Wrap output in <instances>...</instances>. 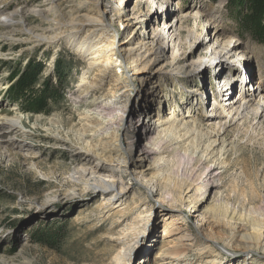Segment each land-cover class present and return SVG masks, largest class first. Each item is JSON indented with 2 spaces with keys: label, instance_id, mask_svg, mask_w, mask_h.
<instances>
[{
  "label": "rangeland",
  "instance_id": "obj_1",
  "mask_svg": "<svg viewBox=\"0 0 264 264\" xmlns=\"http://www.w3.org/2000/svg\"><path fill=\"white\" fill-rule=\"evenodd\" d=\"M78 1L0 0V22L21 21L26 31L22 39L4 42L0 28V118L8 115L25 124L20 133L10 131V125L0 131V264H157L166 240H194L198 231L195 209L164 205L159 196L151 197L145 184L152 175H146L143 184L140 170H136L139 163L134 152L145 146L153 148L151 142L156 137L159 105L152 85L135 78L133 69L117 67L115 77L126 70L131 77L122 83L119 93L123 99L119 104L126 107H119L113 96L109 100L104 97L111 95V85L98 95L80 86L88 68L73 50L67 46L58 50L48 42L36 45L30 33L42 34L50 26L46 19H54L58 9L71 14ZM91 1L111 2L113 17L124 16L118 8L119 0ZM157 2L125 0L123 12L134 19L132 22L143 20L151 31L164 36L169 7L170 19L178 16L185 28L173 34L175 44L169 42L171 33L165 34L168 57L178 58L182 66L202 65L190 77L176 73L168 78L155 75L153 85L160 86L158 98L163 97L164 114L168 115L171 108L177 114L182 110L193 112L191 121L204 127L197 139L200 147L205 145L208 132L221 129L232 145L223 157L226 165L221 166L197 147L187 152L173 137L161 143L165 167L171 168L161 171L163 188L177 192L184 181L195 188L194 200L198 207L203 205V224L214 239L213 251H218L196 248L185 262L174 264H204L211 257L214 264H246V258L262 264L261 252L225 250L223 240L234 226H229L223 215L236 213L245 221L264 222V118L238 115L232 109L228 112L227 95H218L230 81L226 89L233 87L234 100L242 96L247 85V90L260 91L255 104L264 102V0ZM124 28L115 29L122 35ZM193 30L202 36L199 40L191 33ZM226 50L233 53L225 59V67H219L220 60H215L213 52ZM37 65L42 73L33 80V86L28 90L19 88L23 75ZM94 76L97 72L92 71L89 80L93 81ZM128 82L134 89L128 88ZM49 87L60 95L52 94ZM115 108L121 112L113 117ZM83 117L92 118L104 129L84 133ZM220 121L227 124L225 129ZM123 125L121 144L129 164L119 171V176L131 186L126 195L104 204L101 195L72 179L73 172L82 166L91 167L86 161L89 157L108 170L119 165L97 161L80 149L79 142L88 139L95 145L115 143L114 131ZM58 137L69 143L64 147ZM150 164L152 160L146 166Z\"/></svg>",
  "mask_w": 264,
  "mask_h": 264
},
{
  "label": "bare ground",
  "instance_id": "obj_2",
  "mask_svg": "<svg viewBox=\"0 0 264 264\" xmlns=\"http://www.w3.org/2000/svg\"><path fill=\"white\" fill-rule=\"evenodd\" d=\"M52 1L57 3L59 0ZM124 1L125 0H119L118 8L124 16L121 13L122 17L118 19L113 17L115 9L111 6V2L109 3L104 1L93 3L91 0H79L78 4H75L74 8H72L71 14L64 13L58 9L54 19H46L50 26L43 29L42 34H37L36 31L34 32L33 30H31L33 32H29L32 34V38L35 42L34 44L36 45H42L43 43L48 42L49 44H54L58 50L63 46H67L73 50L75 54L84 61L87 66L86 68H88L87 71L84 72L85 74L82 78L80 86H85L86 88H84L87 93H95L98 95L100 93L102 94V92L104 93V91L108 89L107 87L111 85V95L106 94L104 97L109 100L113 96V98L118 100L116 105L119 107H126L121 103L119 104L120 101H123V99L119 98V93L122 91V83L125 80L130 81L131 77L128 76L127 70L124 71L123 74H119L118 77H115L114 73H116L117 67H121L123 70L124 68L133 69L136 73L135 78L139 77L143 84L147 86L152 85L151 91L157 97L159 105L157 112L158 116L155 119V123L157 125L156 137L151 142L153 144L151 147L154 146L153 148L145 146L134 152L137 162L139 163L136 170H140L139 178L143 180V182L141 181L143 184L147 180V178L146 180L144 179L145 176L148 174L152 175L150 177L151 179L146 182L147 184H145L146 190L151 197L159 196L160 201L163 204L168 203L171 206L179 204L182 208H191L192 211L195 209L194 217L197 223L198 231L196 232L197 235H195L196 237L194 240L190 239L189 241L184 242H180L179 240H166L163 244L161 253L157 257V264L185 262L187 258L190 257V251L195 250L196 248H201L200 251L202 252L208 250L211 253H216L218 251H213L214 239L210 238L211 235L207 234L208 230L203 224L205 216L201 209L203 205L198 207L197 205L199 204L194 200L196 195L195 188L185 181L178 187L177 192H172L168 190V188H163V172L161 171L164 170L165 160L160 153L162 150L161 143L166 138L173 137L185 148L187 152L191 150V147H197V150L199 149L202 154L218 162L221 166L226 165L223 157L226 155L225 152L232 148V145L231 143H227L224 135L222 134V129L220 128L221 130L219 131L215 130L208 132L205 145L200 147L197 139L199 135L204 132V127L191 121L193 112L188 113L182 110V112L177 114L175 109L171 108L169 109L170 113L168 115L164 114L165 105L164 101L161 100L163 97L161 99L158 98L159 93H161L160 86L153 85L155 84L153 83L155 75L160 74L163 78H168V76H171L172 73H176L190 77L195 75L197 71L202 68V65L198 67L195 65L182 66L178 58L168 57V39L165 38V34L167 36L171 33L169 36V39L171 38L169 42L175 44L173 34L180 32L182 28H185L183 26L182 19L178 16L173 20L170 19V14L167 15L169 7L166 9L165 13V20L168 19L165 26H167L166 30L168 31L165 32L164 36H162V34H156L151 31L149 25L143 20H139L140 22L138 23L132 22L134 19L128 18L123 12L125 11V8L123 7ZM164 1L156 0V2L161 5L164 4ZM153 3L155 2L153 1ZM23 26L24 25L21 21H15L14 19H7V21L3 23L0 22V28L2 29L1 38L4 42L17 41L18 38L22 39L23 31H25L23 30ZM118 26L125 27V31L122 35L115 29ZM195 26L197 27V23ZM152 32L153 36L151 34ZM191 33L197 37V39L195 37L196 40H199L202 37L199 36L195 30ZM117 35H119V37ZM204 40L205 39H203V42ZM169 47L170 46L168 45V49ZM227 50L226 52H213L215 60H220V66L218 65L219 67L224 68L225 59L229 58L233 53V51L227 52ZM127 64H130V66L126 67L125 65ZM92 71L97 72V76H94L95 79L90 81L89 74L92 73ZM247 73L249 75L250 70L247 69L246 74ZM246 76L247 75H245V78ZM222 82H225V79H223ZM128 84V88L134 89L135 86L132 82H128ZM228 86H230V81H227L224 84V88L218 95H227L225 102L227 103L226 105H229L230 107L227 110L228 112L232 109V111L237 112L238 115L252 114L255 117L260 116L264 118V102L255 104L254 99L256 95H261L258 93L260 91H255L254 89L247 90L246 85L242 96L234 100L232 97L233 87L226 89ZM102 109L104 111L106 110L104 106H102ZM120 110L121 109L117 108L112 109V112L114 113L112 116H119V113L121 112ZM231 114L232 112H230V115ZM90 119L92 118L83 117L84 124L82 131H84V133L93 129H98V131H102L104 129L102 125H95ZM218 119L221 120V115ZM219 124L223 129H225L224 126L227 125H224L222 121H220ZM9 125L12 128L10 131L13 133H20L22 131L21 127L25 126V124L20 120L13 119L8 115L2 116L0 118V131L2 129L5 130ZM124 127L125 125H123L121 129H116L114 131L115 138L117 140L115 143L95 145L88 139L81 140L82 143L78 141L80 143V149L82 151H87L90 155L92 154L97 161H110L119 165L118 167H113L112 170H108L107 168L101 167L100 163L97 165L94 164L93 158L89 157L90 159L86 158V161L88 162L87 164H91V167H89L90 165H87L88 167L82 166L80 169H75L73 172L72 179H75L76 183L84 184L85 188L91 189L93 193L101 195L104 200V204L112 201L113 198L121 197L125 193L127 194V191L131 186L126 182L124 177L119 176L121 173L119 171H121V169L123 170L124 166L129 164V157L127 158V153L125 152L124 146L121 144V142H123ZM58 139L62 140L61 142L63 143V146L69 143L67 139H60L59 137ZM124 145L127 147V140H124ZM129 151L132 155L133 150L129 148ZM150 160H152V164L146 166L147 162ZM139 181L140 180H138V182ZM237 215L238 214L236 213L229 214L228 212L223 215L225 222L227 221V224L232 227L234 226L235 229L234 230L230 227L232 231H228L227 237L223 240V247L227 251L235 248H241L242 251L247 253L261 252V256H264V222H252L253 220L250 221L249 218L248 221H245V219ZM217 217L219 216L217 215ZM249 260L251 261V259L246 258L244 261L246 264H255L256 260H252L254 262H250ZM204 261L206 264H214L215 262L213 257ZM2 264L9 263H7V261H3Z\"/></svg>",
  "mask_w": 264,
  "mask_h": 264
},
{
  "label": "trees",
  "instance_id": "obj_3",
  "mask_svg": "<svg viewBox=\"0 0 264 264\" xmlns=\"http://www.w3.org/2000/svg\"><path fill=\"white\" fill-rule=\"evenodd\" d=\"M39 66L40 65L31 67L29 69V71H27V73H25V75H23V78L19 84V88H22L24 90H28L29 88H31L33 86V84H34L33 80H35L37 78V76H39L42 73V69L39 68ZM49 90L55 96L60 95L59 91L57 89H55L54 87H52V88L49 87Z\"/></svg>",
  "mask_w": 264,
  "mask_h": 264
}]
</instances>
